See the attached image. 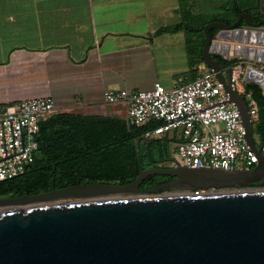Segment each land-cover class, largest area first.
Masks as SVG:
<instances>
[{"label": "water", "instance_id": "obj_1", "mask_svg": "<svg viewBox=\"0 0 264 264\" xmlns=\"http://www.w3.org/2000/svg\"><path fill=\"white\" fill-rule=\"evenodd\" d=\"M204 34L203 64L238 108L258 162L244 169L147 168L127 184L0 197V264H264V153L235 82L240 63L238 82L259 84L264 94L257 67L264 64V19L245 9L231 23L206 24ZM153 174L174 178L142 189ZM60 199L68 201L51 202Z\"/></svg>", "mask_w": 264, "mask_h": 264}, {"label": "crops", "instance_id": "obj_2", "mask_svg": "<svg viewBox=\"0 0 264 264\" xmlns=\"http://www.w3.org/2000/svg\"><path fill=\"white\" fill-rule=\"evenodd\" d=\"M188 4L211 16L228 1ZM181 20V0H0V103L51 96L56 112L127 119L128 105L108 107L106 89L191 78L187 30H163Z\"/></svg>", "mask_w": 264, "mask_h": 264}, {"label": "trees", "instance_id": "obj_3", "mask_svg": "<svg viewBox=\"0 0 264 264\" xmlns=\"http://www.w3.org/2000/svg\"><path fill=\"white\" fill-rule=\"evenodd\" d=\"M216 1H228V4L218 15L207 16L192 13L189 0H181L182 20L163 28L165 31L187 30L191 77L188 81L206 69L201 68L206 24L217 20L231 23L245 9L251 12L253 19H264V3L260 12L257 0ZM215 32L212 30L213 34ZM243 87L245 94L251 93L258 105L254 129L258 139L254 140L261 147L264 145V94L259 84L243 82ZM160 123L162 121L156 120L138 126L117 116L55 112L40 122L39 148L26 173L0 181V197L34 195L53 188L94 182L127 184L147 168L172 167L173 140L169 136L149 140L143 137ZM173 178L167 174L149 175L140 187L148 189Z\"/></svg>", "mask_w": 264, "mask_h": 264}, {"label": "built area", "instance_id": "obj_4", "mask_svg": "<svg viewBox=\"0 0 264 264\" xmlns=\"http://www.w3.org/2000/svg\"><path fill=\"white\" fill-rule=\"evenodd\" d=\"M236 79L245 68L236 64ZM258 69L264 72V64ZM252 121H258V105L251 93L245 94ZM109 104L126 103L128 121L138 126L159 120L143 135L144 139L169 136L173 140L172 167L251 168L258 155L249 146L238 108L230 102L214 70L206 68L197 78L166 88L155 82L146 90L106 89ZM56 112L51 96L0 103V181L26 171L39 148L40 122ZM264 153V145L261 146Z\"/></svg>", "mask_w": 264, "mask_h": 264}, {"label": "rangeland", "instance_id": "obj_5", "mask_svg": "<svg viewBox=\"0 0 264 264\" xmlns=\"http://www.w3.org/2000/svg\"><path fill=\"white\" fill-rule=\"evenodd\" d=\"M203 69H205V66L203 67ZM237 88H238V90H240V91H241V88H243V81H242V80H240V81L238 82V84H237ZM107 104H109V103H107ZM111 105H112V104H109L108 107H110ZM254 138L257 140V139H258V136H257L256 134H254ZM111 196H114V195H111ZM57 201L66 202V201H68V199H60V200H55V201H51V202H57ZM46 203H48V201H47ZM36 204H37V203H36Z\"/></svg>", "mask_w": 264, "mask_h": 264}, {"label": "flooded vegetation", "instance_id": "obj_6", "mask_svg": "<svg viewBox=\"0 0 264 264\" xmlns=\"http://www.w3.org/2000/svg\"><path fill=\"white\" fill-rule=\"evenodd\" d=\"M255 21H260V20H262V19H260V20H258V19H254ZM229 63V62H228Z\"/></svg>", "mask_w": 264, "mask_h": 264}]
</instances>
